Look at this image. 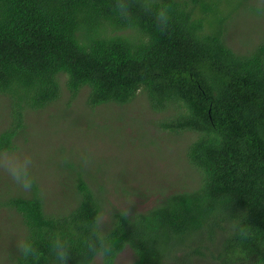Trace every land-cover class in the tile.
I'll return each mask as SVG.
<instances>
[{"label":"trees","instance_id":"obj_1","mask_svg":"<svg viewBox=\"0 0 264 264\" xmlns=\"http://www.w3.org/2000/svg\"><path fill=\"white\" fill-rule=\"evenodd\" d=\"M160 9L166 25L155 19ZM242 14L262 16L261 2L0 0L8 122L0 153L16 147L28 114L53 105L64 87L67 106L83 91L91 109L143 98L158 116L155 127L188 140L184 166L196 177L176 187L164 180L144 211L132 203L120 209L95 173L59 158L67 161L58 168L70 196L64 210L47 212L38 184L0 196L18 234L35 239L39 264H52L56 233L71 245L68 264H84L85 226L101 212L114 249L108 264L126 249L131 264H264V32L234 47L229 28ZM12 247L0 244L5 264Z\"/></svg>","mask_w":264,"mask_h":264},{"label":"rangeland","instance_id":"obj_2","mask_svg":"<svg viewBox=\"0 0 264 264\" xmlns=\"http://www.w3.org/2000/svg\"><path fill=\"white\" fill-rule=\"evenodd\" d=\"M256 1L261 2L263 15L242 14L229 28L234 47L242 49L243 45L256 41L258 32H264V0ZM68 99L63 87L62 96L53 105L42 112L28 114L26 135L15 140V146L34 159L36 184L47 212L62 211L70 202V196L62 190L67 181L61 185L58 173V168H65L67 161L95 173L97 181L108 191V201L120 209L127 203L142 211L151 207L156 201L152 193L164 180L176 187L185 180L189 182L186 178L189 175L192 180L196 179L184 166L183 153L188 140L155 127L152 120L158 116H154L143 98L137 97L126 107L110 105L93 109L86 104L85 91L69 106ZM4 106H7L6 100L0 99V133L8 125ZM3 154L0 153V158ZM63 157L68 159L62 165L59 158ZM15 190L0 169V196ZM15 221L18 223L13 213L0 207V244L11 243L13 232L18 234ZM3 252L0 249V261ZM132 261L133 254L126 249L115 264Z\"/></svg>","mask_w":264,"mask_h":264},{"label":"clouds","instance_id":"obj_3","mask_svg":"<svg viewBox=\"0 0 264 264\" xmlns=\"http://www.w3.org/2000/svg\"><path fill=\"white\" fill-rule=\"evenodd\" d=\"M120 13L126 14L128 8L121 6ZM157 23L166 25L169 19L167 9H160L155 13ZM87 162V157H85ZM34 159L22 149L13 147L4 152L0 158V169L6 174L10 184L18 191L28 192L33 190L37 183L34 174ZM13 247L7 256V264H39L41 251L33 236L28 233L17 234L13 232ZM86 252V260L91 258L101 264H108L113 254V244L106 230L105 215L101 212L94 220L85 226V234L82 240ZM48 252L52 264H68L72 258V248L69 241L59 233L53 234L49 239ZM0 264H5L0 261Z\"/></svg>","mask_w":264,"mask_h":264}]
</instances>
